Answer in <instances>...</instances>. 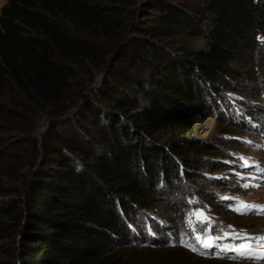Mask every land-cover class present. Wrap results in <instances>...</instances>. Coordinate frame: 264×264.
<instances>
[{
  "label": "trees",
  "instance_id": "obj_1",
  "mask_svg": "<svg viewBox=\"0 0 264 264\" xmlns=\"http://www.w3.org/2000/svg\"><path fill=\"white\" fill-rule=\"evenodd\" d=\"M261 34L264 0H7L0 264H142L121 243L128 216L158 181L179 183L198 150L181 129L232 86L245 51L264 64Z\"/></svg>",
  "mask_w": 264,
  "mask_h": 264
},
{
  "label": "rangeland",
  "instance_id": "obj_2",
  "mask_svg": "<svg viewBox=\"0 0 264 264\" xmlns=\"http://www.w3.org/2000/svg\"><path fill=\"white\" fill-rule=\"evenodd\" d=\"M6 1L0 0V8ZM257 40L264 42V35H258ZM260 56L257 48L245 51L234 65L239 71L230 80L232 86L224 90L215 104L208 103L201 120L181 129V133L194 136L198 150L188 153L192 160L186 170L181 168L179 183L175 185L165 178L158 181L150 187L151 205L128 216V233L121 243L137 255L138 262L264 264V258L256 263L223 256L249 241L253 250L264 254V241L251 239L264 236V212L253 210L242 214L234 210L239 201L264 205V64ZM93 72L81 75L77 83L91 85ZM49 118V114L42 112L34 119L31 137H40ZM176 134L177 131L164 130L161 142ZM19 153L18 156L31 157L32 146L23 145ZM200 211L207 220L197 217ZM205 231L212 237H221L210 254L206 249L203 254L193 252L181 243H195V236ZM224 232L238 235L224 236ZM226 239L233 244L224 250Z\"/></svg>",
  "mask_w": 264,
  "mask_h": 264
},
{
  "label": "snow or ice",
  "instance_id": "obj_3",
  "mask_svg": "<svg viewBox=\"0 0 264 264\" xmlns=\"http://www.w3.org/2000/svg\"><path fill=\"white\" fill-rule=\"evenodd\" d=\"M245 166H247V161H245ZM248 185H244V187H247ZM223 199H229L228 197H223ZM235 211L241 212L242 214L246 211H253V210H259L261 212H264V205H255V204H246L243 201H239L238 205L234 208ZM198 218H203L207 220L208 218L204 216V213L202 211L196 213ZM229 235H238L236 233H228L224 232V236ZM221 237H212L208 234L207 231L204 232L203 235H196L195 236V243L190 241H181V243L184 244V246L189 247L193 252H201L203 254V250L205 249H211L213 247H218L216 244V241L220 239ZM252 240H256L257 242L264 241V236H258V237H252ZM199 245V247L197 246ZM229 248L228 245L224 246V250H227ZM233 251L239 252L241 255H257L255 250H253L251 242H246L243 244H240L239 247L232 249Z\"/></svg>",
  "mask_w": 264,
  "mask_h": 264
}]
</instances>
